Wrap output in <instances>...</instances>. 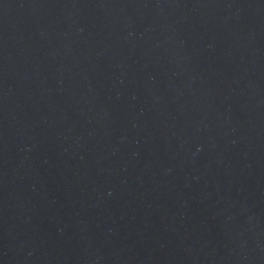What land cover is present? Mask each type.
<instances>
[{"label":"water","instance_id":"obj_1","mask_svg":"<svg viewBox=\"0 0 264 264\" xmlns=\"http://www.w3.org/2000/svg\"><path fill=\"white\" fill-rule=\"evenodd\" d=\"M0 264H264V0H40L2 31Z\"/></svg>","mask_w":264,"mask_h":264}]
</instances>
